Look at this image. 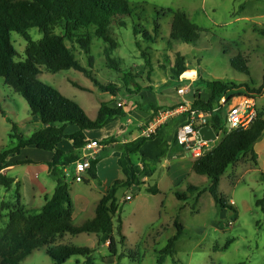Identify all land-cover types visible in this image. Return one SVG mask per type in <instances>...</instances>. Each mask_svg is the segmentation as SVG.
<instances>
[{"label":"rangeland","instance_id":"374dc122","mask_svg":"<svg viewBox=\"0 0 264 264\" xmlns=\"http://www.w3.org/2000/svg\"><path fill=\"white\" fill-rule=\"evenodd\" d=\"M126 1L132 6H143L142 17L148 23L142 24L150 32L153 27L152 21L158 20V35L155 36L156 40L151 50L147 51L143 42L140 50L135 47V42L140 38L133 36L129 22L126 28L114 29V39L118 42V48L114 51L113 57L119 62L118 71L107 69L104 51L106 45L98 39H94L92 43L91 55L94 60L91 68L88 66L87 58L76 52L77 59L96 81L103 85L112 84L118 89L116 96L99 92L89 78L75 70H63L55 74L42 71L38 76L42 83L75 102L88 119L95 120L101 102L110 104L114 102L113 100H118L121 104L140 102L136 94L127 93L123 76L124 71L127 70L136 77L135 82L143 88L142 90L150 84L154 97L165 105L183 99L191 100L194 95H199L205 100L208 93L199 79L247 83L250 89L254 90L259 89L263 84L264 38L259 34V30L264 29V0ZM154 9H159L160 13L166 10H180L186 13L190 21L202 29L195 45L170 41L172 15L168 13L164 17H157ZM28 33L33 40L41 38V34L36 29H30ZM10 37L14 49L23 59L26 42L14 32ZM143 51L147 52L151 59L153 72L150 82L147 80L148 67L144 65L141 55ZM175 53L184 57L190 71L197 72L189 76L195 77V86L188 85L187 81L170 77ZM238 54L245 59L249 76L240 74L230 67V60ZM70 81L80 84L87 91L77 89ZM179 86L187 89L183 97L176 93ZM128 89L137 90L132 83H128ZM238 95L228 101L230 102L228 105L244 97ZM245 95L255 97L259 111L264 114V90L259 94L246 92ZM0 109L2 150L14 147L18 136L29 137L41 128L40 120L30 115L25 100L6 86L2 78H0ZM222 138L219 135L216 140L208 142L206 149L211 150L216 147ZM166 144L161 141L157 146L167 152ZM155 148V141L145 142V149L149 152ZM253 149L257 155L256 163L251 161L250 155L244 156L237 163L229 166L220 177L218 191L233 205V210L227 209L223 212L215 205L207 191L208 178L192 172L190 159L184 162L170 160L169 170L161 160L153 163L155 171L143 185L120 187L116 193L118 218L122 223L125 243L124 246L117 244L115 257L109 254L106 236L85 233L66 234L54 238L47 246L34 250L20 264H52L45 251L48 246L58 245L92 249L93 264H157L160 250L176 234L174 227L176 219L184 228L183 234L176 243L175 255L167 257L163 264H264V214L255 206V201L264 197V135ZM30 151L32 150L27 149L20 158L33 160ZM169 154L168 158H170ZM101 157L103 155L97 157V164L101 161ZM102 169L104 172L107 171L109 164ZM6 175L16 179L20 189L24 185V190L29 191L30 194H34L30 188L38 181L45 185L56 182L40 165L15 166L9 168ZM62 176L73 202V212L74 206L76 209L72 225L81 226L94 217L99 198L103 196L105 182L103 177L106 176L102 175L103 177L92 180L87 171L82 174L77 173L75 164L65 168ZM189 185L197 187L201 192L194 209L195 194L189 195L184 201L174 196V192L185 193ZM153 186L159 190L156 195L146 192V188ZM126 196H130L131 200L126 201ZM23 199V203L39 206V202L31 199L30 195ZM14 200L15 186L9 190L0 186V205L2 202L11 204ZM6 224L7 219L0 218V228ZM113 226L114 229L117 226V217L113 219ZM115 238L117 239L116 235ZM131 251L137 254L136 261L129 258ZM120 254H124V257L118 260ZM85 260L81 256L71 257L64 264H84Z\"/></svg>","mask_w":264,"mask_h":264},{"label":"trees","instance_id":"16d2710c","mask_svg":"<svg viewBox=\"0 0 264 264\" xmlns=\"http://www.w3.org/2000/svg\"><path fill=\"white\" fill-rule=\"evenodd\" d=\"M158 10L154 9L157 17H164L168 13L172 15L170 41L195 45L202 29L193 24L186 13L180 10H166L160 13ZM143 11V6H132L126 0H0V78L6 86L25 100L30 115L37 117L41 122V128L31 136H18L14 147L8 150L0 148V186L6 190L15 186L14 202L11 204L3 202L0 205V212L7 211L0 216L7 219V224L0 228V264H20L34 250L47 246L54 238L66 234L85 233L106 236L111 257L116 256L117 244L124 246L125 238L122 235L121 220L118 218L116 193L120 187L141 185L139 182H134V163L125 159V151L117 160L124 180H116L111 184L107 193L98 201L94 217L81 226L72 225L73 202L62 176L65 168L78 161L80 151L85 144L84 140L87 138L86 133L100 130L124 117L123 109L110 108L109 102H101L95 120H90L75 102L42 83L38 76L42 71L55 74L63 70H75L89 78L99 92L116 96L118 89L112 84L103 85L96 81L77 59L76 52L87 58L88 66L91 68L94 60L91 55L92 43L94 39H98L106 45L104 51L107 69L118 71L119 62L113 57L114 51L118 48V42L114 39L115 28H126L130 22L133 36L140 38L135 42V47L139 50L141 42L146 45L147 51L151 50V46L155 43L159 29L158 20L152 21L153 27L150 32L142 24L147 22L142 17ZM30 29H36L41 34V38L33 40L28 33ZM12 32L21 36L26 42L23 59L12 45L10 37ZM259 34L264 38V29L259 30ZM141 55L144 65L148 67L147 80L150 82L153 72L151 59L145 51ZM230 67L240 74L249 76L246 61L240 54L230 60ZM188 71L190 70L186 66L184 57L175 53L170 77L178 80ZM123 76L129 95L137 94L143 89L135 82L136 77L129 70L124 71ZM199 82L207 90L208 96L203 100L199 95H194L189 110L210 114L208 125L215 133L224 127L226 107L230 103L228 101L236 94L250 97L245 93L259 94L264 90V78L263 84L257 90L250 89L247 83L236 84L203 79H199ZM70 83L81 91H87L76 82L70 81ZM128 83L134 84L137 90H129ZM146 89L150 90V87ZM221 99L226 101L223 106L220 105ZM139 107L141 108L138 105ZM148 109L153 110V113L160 110L152 106ZM263 135L264 114L258 108L257 119L247 129L230 131L215 148L206 151L192 162V172L208 178L207 191L215 205L222 211L234 208L218 191L220 177L229 166L237 163L244 156L250 155L251 161L256 163L257 155L253 148ZM155 137L156 133L143 140L153 141ZM114 140L103 139L101 143H112ZM63 142L71 144L68 153L58 149ZM24 149H36L52 154L51 161L45 164L50 176L56 180V185L53 194L45 199V204L37 211L22 206L19 183H15L14 178L2 173L13 166L39 164L28 158L20 160L19 157ZM142 163L145 168L146 161L142 159ZM96 166L97 160L94 159L87 171L94 180L98 178ZM146 192L156 195L158 189L156 186L148 187ZM194 194V209L201 195L197 187L189 185L185 193L175 192L174 196L184 201L189 195ZM255 206L264 214V197L256 200ZM116 217L117 226L114 229L113 219ZM174 227L176 234L160 250L157 264H163L167 257H172L176 253L175 246L184 228L178 219L174 221ZM92 252L90 248L73 245L48 246L45 251L52 264H64L69 258L77 256L86 259L84 264H93ZM129 256L131 260H137L136 253L131 251ZM123 257L124 254H120L118 260Z\"/></svg>","mask_w":264,"mask_h":264},{"label":"crops","instance_id":"0c3cea01","mask_svg":"<svg viewBox=\"0 0 264 264\" xmlns=\"http://www.w3.org/2000/svg\"><path fill=\"white\" fill-rule=\"evenodd\" d=\"M193 73L197 74L195 70L188 71L185 74H183L178 80L187 81L188 85H191L193 87L195 86V77H189L193 75ZM187 74H191V75H187ZM184 75L188 77H183ZM147 86L150 87V90L144 89L136 94L137 97L140 98V102H134V103L122 102L121 108L123 109V113H125L124 117L104 126L100 130L86 133L87 138L95 139L100 143V149L96 151L93 158L97 160L98 156L103 155V157H101V161L96 166L97 177L101 178L103 177L102 175L106 176L103 177V181H105L103 196L107 193L108 189L110 188L111 184L114 181L124 180L123 178L124 176L121 172V169L117 164V160L123 154L124 151H125L124 153L125 159L132 160L134 163V176H135L134 182L135 183L139 182L141 185H143L144 181L147 178L153 175V172L155 171L153 168L154 167L153 163L155 162H161L162 160L164 166L167 167L169 170L170 160L175 159L179 161L182 160L184 162L186 159H190L191 160L190 165L194 161L193 159L190 158L187 152H185L181 147L175 144L176 129L186 121V115L184 113H180L174 118L168 120L156 130L155 132L156 137L153 140L156 142V148L152 152H149L148 150L145 149V142L148 141H145L143 139L148 137L146 136V128L150 125V122L152 121V117L154 115L153 110L148 109V107L152 106L154 109L165 110V109H170L172 107L174 108L175 106L183 103L189 106L193 100V96H192L191 100L183 99L180 102H172L171 104L165 105L162 104L161 102H158V100L154 97V95L152 94L153 89L150 86V84H148ZM180 87L182 86H179L178 88ZM111 103L112 104H109L110 108H117L116 106L113 105L114 102ZM138 105L141 106V108L140 107L138 108ZM111 125L114 126L110 127ZM110 138L115 139L114 142L106 143V144L101 143L103 139H110ZM161 141L167 143L166 144L167 152L164 150L163 151L160 150L159 146H157V143ZM58 149L68 153L71 150V144L69 142H63L58 146ZM26 150L27 149H24L21 152V154H23V152H25ZM168 154L170 155L169 156L170 158H168ZM30 155L33 156V160H32L33 162L39 163L35 165L42 166L43 171L46 172L48 176H50L48 167L46 166L45 163L51 161L52 154L34 149L30 151ZM142 159L146 161V166L143 170H140L138 166L140 164H143ZM108 164H109V169L104 172L102 168ZM9 168L5 169L2 173L6 175V171ZM63 172H65V169L63 170ZM16 182L19 183L15 179V183ZM101 183L103 182L101 181ZM55 185L56 182L50 183L49 185H45L43 182L40 183L38 181L37 183L34 184V187L32 186L30 188L31 192L33 191L34 194H30L29 191L24 190V185L22 186L21 189L19 187V195L22 206H24L26 209H30L34 211L39 210L45 204V199L53 194ZM27 195H30V198L33 200L36 199L37 202H39V206H30L28 203L25 202L23 203L22 200H24L23 198L26 197ZM101 198H99V200ZM75 212L76 209L74 206L72 220L74 218ZM1 215L4 214L0 212V216Z\"/></svg>","mask_w":264,"mask_h":264},{"label":"built area","instance_id":"2783aa9c","mask_svg":"<svg viewBox=\"0 0 264 264\" xmlns=\"http://www.w3.org/2000/svg\"><path fill=\"white\" fill-rule=\"evenodd\" d=\"M176 93L179 96H184L187 93V89L180 87L176 89ZM225 99H221L220 105H225ZM114 105L117 108H121L122 104L118 100H114ZM190 105L185 103L178 105L177 107L158 110L154 113L150 125L146 128V136L153 135L156 130L168 120L174 118L180 113H186V121L180 125L175 132V144L181 147L187 152L191 159L197 160L206 151L208 142L204 141L199 134L200 128L203 126H209L208 121L210 114L190 112ZM258 116V104L255 97H242L235 102L228 105L224 118V127L219 130L216 138L220 135L224 137L230 131L235 129H247ZM84 146L80 151L78 161L75 163L76 171L79 174L85 173L90 169L91 161L97 150L100 149V143L95 139L86 138L84 140ZM139 169H144L140 164ZM126 201H130L131 197L126 196ZM231 204V203H230ZM226 210H223L225 212ZM230 225V223H229Z\"/></svg>","mask_w":264,"mask_h":264},{"label":"water","instance_id":"95a60500","mask_svg":"<svg viewBox=\"0 0 264 264\" xmlns=\"http://www.w3.org/2000/svg\"><path fill=\"white\" fill-rule=\"evenodd\" d=\"M199 134L202 137V139L206 142H211L216 140V135L214 134V131L210 126H203L199 130Z\"/></svg>","mask_w":264,"mask_h":264},{"label":"bare ground","instance_id":"6f19581e","mask_svg":"<svg viewBox=\"0 0 264 264\" xmlns=\"http://www.w3.org/2000/svg\"><path fill=\"white\" fill-rule=\"evenodd\" d=\"M187 75H191V74H187Z\"/></svg>","mask_w":264,"mask_h":264}]
</instances>
